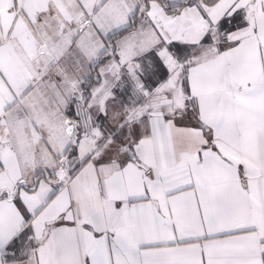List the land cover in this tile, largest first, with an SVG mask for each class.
<instances>
[{
  "label": "snow or ice",
  "instance_id": "obj_1",
  "mask_svg": "<svg viewBox=\"0 0 264 264\" xmlns=\"http://www.w3.org/2000/svg\"><path fill=\"white\" fill-rule=\"evenodd\" d=\"M110 2L95 0L86 15L106 14ZM118 6L123 16L113 27L105 29L99 17L90 20L102 44L100 52L111 49L97 64L114 60L123 65V46L136 50L146 45L139 57L133 58L137 64L136 79L114 88L106 108L97 111L87 102L92 83L101 78L97 67L95 79L90 76L91 83L83 86L87 114L82 117L78 101L66 107L67 119L76 121L77 140L66 154L67 164L61 160L48 177V194L70 192L73 181L85 168H91L97 176L98 194L105 198L102 194L110 177L135 169L141 177L142 191L134 197L123 195L111 201L112 212L132 218L137 203L144 201L154 205V218L163 220L167 208L160 202L159 193L167 195L193 185L192 172L185 173L179 158L167 153L168 134H172L174 142H180L186 131L198 132L203 140L196 149L199 163L206 153L218 151L220 134L229 128L237 113L250 106L264 109V42L257 40L256 44L258 72L239 74L227 67L246 39L259 36L257 20L264 16V0H137L134 4L119 0ZM215 10H219V16ZM190 14L198 16L203 24L202 34L195 40L185 39L184 33L173 27ZM217 30L222 34L219 42L214 37ZM205 51L215 55L202 59ZM67 55L73 64L80 63L81 54L72 43ZM217 58L223 60L224 67L212 71L202 89L197 77ZM0 80L7 83L2 72ZM133 96L138 97L132 105L134 112L127 108L129 97ZM113 113H118L115 119ZM85 138H91L94 144L89 151L81 147ZM149 141L154 152L151 160L144 152ZM261 142L264 143V136ZM4 167L0 160V171ZM235 177L245 198H258L254 186L264 189V165L257 166L255 161L251 170L246 164H238ZM53 179L57 181L55 185L51 184ZM44 183L33 181L27 191L23 181L9 190L0 186V264H183L179 255L170 260L141 255L148 249L176 250L188 238L177 237L175 232L169 240H148L132 247L117 229H101L94 221L83 219L79 203L71 198L63 211L45 218L46 203L30 199L37 194V186ZM259 198L264 214V197ZM8 214L14 218L11 224L5 222ZM77 227L91 242L77 240L68 259L65 252L73 247V242L67 234L74 233ZM197 239L215 240L222 247L237 251L217 256L201 248L195 264H264V229L256 225L208 232ZM104 249L106 261L101 258Z\"/></svg>",
  "mask_w": 264,
  "mask_h": 264
},
{
  "label": "crops",
  "instance_id": "obj_2",
  "mask_svg": "<svg viewBox=\"0 0 264 264\" xmlns=\"http://www.w3.org/2000/svg\"><path fill=\"white\" fill-rule=\"evenodd\" d=\"M136 2L127 0L128 4ZM94 3L95 0H0V72L7 80V83L0 80V160L5 165L0 171V186L9 190L23 181L27 191L33 181L44 180L30 199L34 203H46L45 218L63 211L71 198L79 203L83 219L94 221L101 229H117L132 247L148 240H169L173 232L177 237L188 238L176 250L148 249L141 253L146 258L170 260L179 255L183 264H195L201 248L217 256L237 251L224 248L215 240L197 238L208 232L245 225L264 229L259 198L264 197V189L254 186L258 198H245L235 177L238 164H246L250 170L253 161L257 166L264 165V143L261 142L264 109L258 106L237 113L229 128L220 134L218 151L206 153L199 163L196 149L203 140L198 132L186 131L180 142H174L172 134H168L167 153L179 158L185 173L192 172L193 185L167 195L159 193L160 202L167 208L163 220L154 218L151 211L154 205L144 201L137 203V212L132 218L112 212L111 201L123 195L134 197L142 191L141 177L135 169L110 177L102 194L105 198L98 194L97 176L91 168L80 173L70 192L48 194V177L58 169L61 160L67 164L66 154L77 140L76 121L67 119L66 107L75 100L79 102L77 107L83 109L82 117L87 114L83 86L91 83L90 76L95 79L98 67L101 78L98 83H92L87 102L97 111L104 110L113 97L114 88L136 79L137 64L133 58L139 57L146 47L133 50L123 46V65L114 60L98 65V60L107 56L111 49L100 52L102 44L90 20L99 17L103 27L108 29L121 22L123 12L118 6L119 0H111L106 14L86 15ZM219 14V10H215V15ZM257 24L259 36L246 39L231 58L227 66L229 71L239 74L259 71L256 44L257 40L264 42V16L258 18ZM173 27L189 40L198 39L203 31V24L195 14L184 17ZM214 37L219 42L222 34L217 30ZM70 43L79 49V64H73L67 55ZM214 55L212 51H205L202 59ZM222 67L223 60L217 58L201 70L197 79L202 89L211 72ZM121 77L131 79L126 81ZM136 99L138 97H129L128 110L135 111L132 105ZM116 102L119 103L118 98ZM117 116L118 113H113V119ZM84 124L87 126V121ZM81 147L83 151L94 147L91 138H85ZM62 151L65 156H58ZM144 152L150 160L153 158L150 141L146 142ZM56 182L53 179L51 184ZM13 221L11 214L5 217L6 223ZM67 235L73 242V247L65 252L68 259L73 255L77 240L91 242L79 227ZM101 258L107 260V249L103 250Z\"/></svg>",
  "mask_w": 264,
  "mask_h": 264
}]
</instances>
